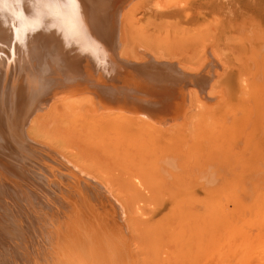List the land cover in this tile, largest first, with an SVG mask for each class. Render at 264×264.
I'll use <instances>...</instances> for the list:
<instances>
[{"label":"rangeland","instance_id":"obj_1","mask_svg":"<svg viewBox=\"0 0 264 264\" xmlns=\"http://www.w3.org/2000/svg\"><path fill=\"white\" fill-rule=\"evenodd\" d=\"M59 1L46 7L53 20L65 4V0ZM213 1L177 0L174 20L178 19L182 30L190 29L186 37L192 47L185 49L198 50L194 62L202 54L200 48L210 41L207 36L202 45L193 42L202 37L194 34L190 20L205 22L211 39L218 40L224 65H218L216 75L223 68L224 73L215 77L216 98L191 110L190 95L182 94L188 84L180 83L165 100L167 106L178 107L184 114L190 111L194 116L185 138L181 134L157 137L148 129L136 131L128 149L130 157L113 163L102 153V136L115 133L122 142L114 129L117 126L90 123L91 137L84 138L85 123L74 121L73 116L63 117L64 122H57L62 131L58 140L53 136L55 122L48 121L44 133L47 138L29 124L20 123L22 106L31 105L35 95H31L32 90L26 94L19 89L21 97L16 92L12 97L11 88L16 83L7 71L16 72L14 67L29 75L37 69L26 62L29 56L23 58L21 51L12 52L10 37L6 30H0V177L8 174L0 184V264H264V75L262 66H258L264 52V34H260V46L250 50L259 54L257 60L247 55L246 62L242 61V51L250 45L213 30ZM225 1L216 0L220 4ZM223 13L233 15L225 8ZM133 14L140 16L138 10ZM166 21L170 19L157 20L159 33L168 34V41L174 39L179 45L177 38L183 37L182 30L170 28ZM147 24V15L140 18L138 26L145 28ZM60 30L57 39L64 34L65 24ZM57 45L63 46L60 51L68 60L61 68H77L78 58L68 54L66 44L59 40ZM39 46L36 43L35 52ZM4 49L8 51L2 61ZM143 51L132 49L130 56H137L136 62H119L116 69L123 76L158 72L157 66H151L149 50L144 47ZM32 60L38 69L46 67L47 61ZM11 62L16 64L4 68ZM84 63L83 71L89 70ZM24 64H30L29 68ZM167 67L160 65V70H165L161 79L173 82L179 73L176 68L167 71ZM39 77L48 81L49 72ZM231 78L245 86V94L237 93L231 99L227 94ZM83 79L88 76L83 75ZM253 83L257 88L252 89ZM133 97L138 99L139 95L133 93ZM254 124L255 130L249 133ZM102 126L105 129L96 130ZM27 133L38 141L39 148L28 141ZM216 135H220L218 139ZM152 137L164 143L146 155L140 143L151 142ZM86 145L100 156L86 157ZM190 146L194 149H187ZM176 147L183 149L180 158L175 154ZM44 148L50 151L44 153ZM172 161L174 166L168 165ZM72 164L91 176L74 175ZM119 201L124 203L121 220L116 206ZM57 210L61 214H56ZM63 230L69 235L61 239ZM74 234L78 238L73 239Z\"/></svg>","mask_w":264,"mask_h":264},{"label":"bare ground","instance_id":"obj_2","mask_svg":"<svg viewBox=\"0 0 264 264\" xmlns=\"http://www.w3.org/2000/svg\"><path fill=\"white\" fill-rule=\"evenodd\" d=\"M55 1L57 0H19L15 3L8 0V2L0 3V24H3L0 30H6V36L10 37L12 52L19 54L21 51L23 58L29 56L26 62L37 69L35 73L29 71L27 75L25 71L19 72L17 68L12 67L16 62L6 64L4 67H12L16 71H7L11 75L10 80L16 83V86L11 88L12 97L15 92L16 95L21 93L19 89L23 93L27 92L26 94H30L29 91L32 90L31 95H35L31 105L22 106L23 117L20 123L23 126L29 124L31 129L40 131L43 138L49 137L44 134L48 121H51V124L53 122L57 124L58 121L64 122L63 117L68 116H73L74 121L80 119L85 123L86 130L82 132L84 138L91 137L90 123L99 125L106 122L109 123L108 126H117L114 129L125 143L118 142V136L115 133H103L102 136L104 139L102 153L111 163L130 157L128 149L135 141L136 131L143 132L148 129L153 130L157 137L181 134L182 138H185L194 116L190 114V111L184 114L178 107L167 106L165 99L170 97L176 86L186 83L188 86L182 94L190 95V109L203 107L216 98L218 84L215 77L224 73L223 68L216 75V68L223 63V59L216 44L218 40L211 39V32L209 30L207 32L206 23L201 20H197L196 23L194 20L189 21L194 26L192 29L194 34L202 37L196 41L192 40L195 44L202 45L207 36L210 41L207 46L205 44L200 48L199 52L202 54L196 59L198 61L194 62V55L198 53V50L185 49L192 47L190 38L186 37L187 29H190L182 30L178 19L174 20L179 5L177 0H65L61 11L57 12L58 18L53 20V17L46 12L52 3L56 5ZM224 3L220 4L214 0L210 5V13L216 16L213 30L215 32L219 30V33L225 37L230 35L245 40L250 48L242 51L245 53L242 61L246 62L247 55L256 61L259 54L250 50L260 46L258 45L261 41L259 38H262L260 34H264V0H226ZM224 8L233 15L226 16L223 13ZM137 10L140 14L139 18L133 14ZM146 15L147 26L145 28L138 26L140 18ZM163 17L170 19V22L166 21L170 28L178 27L177 29L182 30L183 37L177 38L179 45L174 44L176 43L174 39L169 42L168 34L159 33L157 20ZM64 24L66 30L62 37L57 39L56 34L61 31L60 25ZM59 40L66 44L68 54L73 53V58H78L77 68L73 70L61 68L68 60L63 58V53L60 51L63 50V46L57 45ZM36 43L40 46L35 52ZM144 47L149 50L151 66H157L158 72L150 70L148 75L145 72H139L123 76L122 72L116 69V64L119 62L124 63L123 65L134 64L131 61L136 62L135 59L138 58L137 56L131 58L132 49L144 52ZM46 49L52 52L49 53ZM4 50L2 61L8 49ZM50 54L56 55V58H51ZM262 54V62L258 66H262L264 75V52ZM33 58L47 61L46 67L38 69L37 62H33ZM130 59L131 61H128ZM84 62L88 63L89 70L83 71ZM30 64H24L26 69ZM160 65H163L165 69L168 66L167 71L176 68L179 75L173 82L161 79L165 70H160ZM20 68L21 66L19 70ZM45 72H49L48 81L39 77ZM83 75H87L88 79H83ZM24 81H27V85L19 87L18 85ZM251 85L252 89L253 86L256 88L258 86L254 83ZM227 87V94L231 96V99L237 93L245 94V86L234 78L229 80ZM133 93L139 95L138 99L133 97ZM108 96L111 99L108 100ZM256 125H253L249 133L255 130ZM123 127L129 128L125 131ZM102 129H105L104 126L96 130ZM61 132L57 124V129L53 133L55 139L59 140ZM26 136L31 144L39 148L36 144L38 141L30 133ZM209 136L213 137V135ZM219 136L216 135L214 138L218 139ZM246 137L249 138L250 135ZM162 143L164 142L160 139L152 137L151 142L143 141L140 147L146 155H151V151L157 150ZM86 147L89 146L86 145ZM187 149L194 148L190 146ZM48 151H50L48 148L43 149L44 153ZM84 153L86 157L100 156L90 147ZM175 154L180 158L183 149L176 147ZM57 155L60 159L63 157L60 152ZM174 164L175 162L172 161L168 165L174 166ZM74 165L72 164L74 175L87 178L91 176L85 170H79L80 167L76 164ZM4 170L2 168V171ZM5 176L7 178L8 174ZM5 178L0 177V184ZM123 204L120 201L116 202L119 220L122 217L120 212H122ZM60 210L55 213L61 214ZM114 221L118 219L115 218ZM63 231L61 239L69 235L68 232ZM78 236L74 234L73 239ZM79 249L80 246H77L76 250Z\"/></svg>","mask_w":264,"mask_h":264},{"label":"snow or ice","instance_id":"obj_3","mask_svg":"<svg viewBox=\"0 0 264 264\" xmlns=\"http://www.w3.org/2000/svg\"><path fill=\"white\" fill-rule=\"evenodd\" d=\"M2 2H8V0H0V3H2ZM12 2L18 3L19 0H12Z\"/></svg>","mask_w":264,"mask_h":264}]
</instances>
